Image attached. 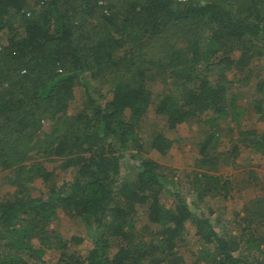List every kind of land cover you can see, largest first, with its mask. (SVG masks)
Segmentation results:
<instances>
[{
  "label": "trees",
  "instance_id": "16d2710c",
  "mask_svg": "<svg viewBox=\"0 0 264 264\" xmlns=\"http://www.w3.org/2000/svg\"><path fill=\"white\" fill-rule=\"evenodd\" d=\"M25 1L0 0V173L14 186L0 197V264H51L52 246L57 264H186L178 252L186 247L200 248L206 264H264L263 195L243 208L235 234L219 233L195 203L227 196L221 167H237L244 150L264 155V131L239 125L245 108L226 74L264 58V0H35L30 12ZM108 77L110 99L91 97L86 79ZM156 77L158 92L149 85ZM252 81V110L264 121V73ZM79 85L85 103L70 114ZM152 107L170 129L209 124L191 177L145 156L171 144L143 121ZM221 119L240 127V143L225 150L215 144ZM68 169L70 182L61 178ZM59 209L92 236L84 258L67 247L83 236L50 228Z\"/></svg>",
  "mask_w": 264,
  "mask_h": 264
},
{
  "label": "rangeland",
  "instance_id": "374dc122",
  "mask_svg": "<svg viewBox=\"0 0 264 264\" xmlns=\"http://www.w3.org/2000/svg\"><path fill=\"white\" fill-rule=\"evenodd\" d=\"M35 0H26L23 6V10L30 12L32 9H37L38 5L34 4ZM184 40H179L178 45L183 46ZM238 58V56H237ZM259 66L255 63L249 64V72H242V74L233 76L231 71H228L227 77L231 79V83L228 85L229 94H233L234 103H239L244 106L245 111L239 118V125L244 127L243 129H255L257 132L264 131V121L257 119L256 114L252 110V99H257V94L254 92L252 78L256 71L261 74L264 73V58H260L258 62ZM262 67L259 70V67ZM86 79V83L90 85L88 91L91 97L101 99H110L108 94L109 79ZM213 78V77H212ZM210 78V79H212ZM251 78V80H250ZM161 77L154 78L153 81H149V85L154 92H158L163 87L160 82ZM166 81H170L166 78ZM85 90L81 85L77 86L74 94V104L68 109V113H75L80 110L85 103L86 95ZM101 95V97H99ZM211 112H207L205 117H209ZM230 119V118H229ZM221 119L217 120L214 127L218 131V140L216 141V149L225 150L229 148L234 142L240 143L241 138L238 137V129L234 120ZM143 121L152 123V125L160 131L167 139L171 141L170 147L165 154H160L155 150L148 151L145 156L150 157L163 165L179 168L178 172L174 173V178L180 169L185 172H189V177L193 174L190 172L194 165L196 157H198L199 143L202 141L204 135L210 131V126L207 122H183L177 124L174 128H167L163 120L157 118L153 112V107L146 113ZM50 128L48 124L43 125V131L47 132ZM58 163L55 161H46L45 165L48 169H51ZM239 165L234 169L229 168L227 165L222 166L220 172L227 174L231 179V189L226 197H216L202 199V201H196V206L200 209V212L204 217H209L211 224L215 226L219 233H232L235 234L238 231V219L243 214V208L249 205L250 199L256 195L264 196V155L251 151L250 148L244 150L238 158ZM181 171V173H182ZM174 171H172L173 173ZM62 173V172H61ZM122 175L131 180L135 175V169L126 166L121 172ZM2 173H0V197L6 192H10L14 189V186L3 181ZM61 178L70 182L73 178V171L68 169L62 174ZM188 178V177H187ZM186 178L179 180V185L183 186L184 192H191V183L185 182ZM40 180H36L38 184ZM188 193V194H189ZM190 201H194L195 198L189 194ZM160 200L169 204L171 198H168L167 194H161ZM210 210L212 213H210ZM141 224V222H139ZM190 232H194V224L191 221L186 223ZM50 228L53 232L58 233L62 239L69 240L71 236H83L81 243H75L73 241L68 242L69 252L75 253L80 258H84L88 250L93 246L92 236L85 235L82 232L80 223L78 220L69 217L63 213L60 209L55 219L50 222ZM56 233L50 235L51 241L56 240L59 237ZM49 247L45 252L44 258L51 264H57L59 251ZM182 255L186 264H206L202 259V253L200 248L186 247L178 250Z\"/></svg>",
  "mask_w": 264,
  "mask_h": 264
}]
</instances>
